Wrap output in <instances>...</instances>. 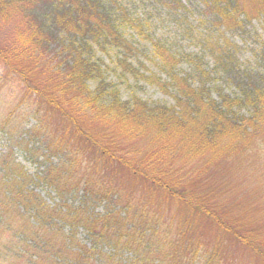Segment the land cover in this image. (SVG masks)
<instances>
[{"label":"rangeland","instance_id":"obj_1","mask_svg":"<svg viewBox=\"0 0 264 264\" xmlns=\"http://www.w3.org/2000/svg\"><path fill=\"white\" fill-rule=\"evenodd\" d=\"M33 1L43 7L45 0ZM84 1L103 25L95 36L93 32L85 36L90 42L88 54L101 71L100 77L88 84L91 90L104 84L101 101L108 103L116 94L121 101L132 103L131 107L138 104L158 109L167 121L173 117L181 120L188 113H196L200 119L202 114L210 121L226 112L229 121L241 122L243 117V122L252 123L251 130H256L253 138L228 136L219 130L224 141L213 150L215 146L190 131L174 132L168 129L170 124L155 125L157 117L147 113L136 128L130 122L119 123L120 127L115 124L124 149L116 153L120 158L117 163L99 171H115L111 192L127 209L120 206L116 210L121 216L126 211L146 214L152 226L163 228L158 235L165 240L160 242L163 247L170 246L169 236L180 234V240L188 241L186 248L195 251L200 247L202 264L205 258L207 264H259L260 254H264V113L261 116L257 107L264 104V17L241 15L229 26L218 13L219 6L212 7L206 0ZM15 3L22 8L12 7L14 13L0 22V45L13 48L19 41L37 44L32 19L23 9L28 1ZM58 33L61 42L67 43L69 32ZM59 44L54 40L45 50L46 61L54 58L48 63L54 72L66 57V49ZM41 48L44 51L43 46H37ZM4 71L0 61V120L14 115L12 125L0 129V154L10 153L30 176L38 177L46 165L59 162L63 155L55 153L47 161L38 148L42 132H24L39 129L36 106L32 97L23 102L24 81L16 75L3 78ZM42 103L60 120L59 111ZM194 104L200 111L193 109ZM209 158L213 165L217 160L222 166L206 165ZM150 175L165 179L167 184L153 181ZM148 182L153 189L145 186ZM29 185L49 204L58 201L45 183L29 181ZM97 209L102 211L104 204ZM71 230L65 227V233ZM73 232L81 242L87 241L83 228ZM11 237L10 231H2L0 239L11 242ZM111 249L105 248L104 253ZM4 253L0 252V257ZM0 264H7L4 258Z\"/></svg>","mask_w":264,"mask_h":264},{"label":"trees","instance_id":"obj_2","mask_svg":"<svg viewBox=\"0 0 264 264\" xmlns=\"http://www.w3.org/2000/svg\"><path fill=\"white\" fill-rule=\"evenodd\" d=\"M15 1L0 0V22L15 9L21 10V5ZM25 1L28 6L23 9L32 19L37 44L19 41L13 48L0 45V61L5 67L3 78L20 77L26 86L23 102L32 97L31 103L36 106V128L39 129L20 133L42 132L44 138L38 148H42L41 155H46L47 161L50 162L55 153L63 156L59 162L46 165L40 176L32 177L10 153L0 154V236L2 231H10L12 235L11 242L0 239V252H5L0 258H4L7 264H202L200 247L195 251L193 247L186 248L188 241L185 238L180 240V234L169 236L167 242L170 246L163 247L160 242L165 240L158 236L163 228L152 226L146 214L137 211L127 214L126 211L121 216L116 210L124 206L115 198L116 193L111 192L115 186V171H99L117 163L120 158L116 153L124 149L123 143L118 142L115 124L120 127L119 123L130 122L136 128L137 122L148 114L151 118L157 117L158 120L153 122L155 125L170 124L168 129L174 132L190 131L205 139L210 147L215 146L213 150L224 141L223 134L218 136L219 130H224L228 136L244 134L253 138L256 133L254 127L251 130L253 124L244 123L243 117L241 122L237 119L229 121L226 112L210 121L201 113L203 119L197 118L196 113H188L181 120L173 117L167 121L162 113L158 114V109L138 104L131 107L132 103L121 101L116 94L108 103L101 101L104 84L95 90H91L88 84L99 78L101 71L88 54L91 53L90 42L85 36L92 32L95 36L94 32L102 31L103 25L92 16L88 1L45 0L42 1L44 8L33 0ZM244 1L206 0V4L219 6L218 13L229 26L236 24L241 15L264 17V0H249L246 4ZM58 30L69 32L67 43L61 42ZM54 40L66 49L64 65L61 64L56 72L48 66L54 58L46 61L49 57L45 52ZM37 46H43L44 51ZM191 99L202 102L195 97ZM42 102L59 111L60 120L52 117ZM192 107L200 111L196 104ZM257 109L262 116L264 104ZM12 115L0 120V129L12 125ZM13 134L16 135V128ZM47 148H51V153ZM212 159H207L205 164L213 165ZM213 166L220 167L222 163L216 160ZM150 178L167 184L165 179L156 175H150ZM29 181L30 184L45 183L51 187L58 201L49 204L36 187L30 189ZM150 183L145 186L153 189ZM173 194H176L174 189ZM101 204L104 209L99 211L97 208ZM145 204L150 202L146 200ZM191 211H188L190 215ZM180 221L187 223L183 219ZM66 226L71 227V232L65 233ZM75 228L85 230L87 241L76 238ZM105 248L112 249L104 253ZM206 260L204 264H207ZM260 260L259 264L264 263V254H260Z\"/></svg>","mask_w":264,"mask_h":264}]
</instances>
